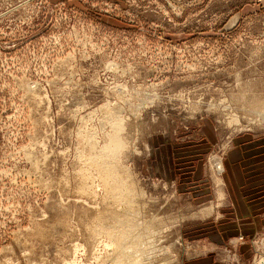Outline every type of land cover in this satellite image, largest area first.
I'll list each match as a JSON object with an SVG mask.
<instances>
[{
	"label": "rangeland",
	"instance_id": "rangeland-1",
	"mask_svg": "<svg viewBox=\"0 0 264 264\" xmlns=\"http://www.w3.org/2000/svg\"><path fill=\"white\" fill-rule=\"evenodd\" d=\"M205 262L264 263V0H0V264Z\"/></svg>",
	"mask_w": 264,
	"mask_h": 264
},
{
	"label": "crops",
	"instance_id": "crops-1",
	"mask_svg": "<svg viewBox=\"0 0 264 264\" xmlns=\"http://www.w3.org/2000/svg\"><path fill=\"white\" fill-rule=\"evenodd\" d=\"M238 153V152H237ZM216 237H213V241L219 243V245H225V242L227 241V238L225 239V237H221L220 235H214ZM252 247L250 248L249 245H244L241 249H240V253L243 255V253H248L249 256H251L252 253H250ZM246 257V256H244ZM210 260V259H209ZM205 264H214L213 262H205ZM262 264V263H261ZM264 264V263H263Z\"/></svg>",
	"mask_w": 264,
	"mask_h": 264
}]
</instances>
